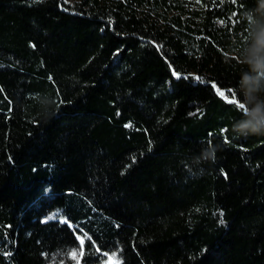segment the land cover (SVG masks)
<instances>
[{
  "label": "trees",
  "instance_id": "16d2710c",
  "mask_svg": "<svg viewBox=\"0 0 264 264\" xmlns=\"http://www.w3.org/2000/svg\"><path fill=\"white\" fill-rule=\"evenodd\" d=\"M261 33L264 0H0V264H264Z\"/></svg>",
  "mask_w": 264,
  "mask_h": 264
},
{
  "label": "clouds",
  "instance_id": "9594fccd",
  "mask_svg": "<svg viewBox=\"0 0 264 264\" xmlns=\"http://www.w3.org/2000/svg\"><path fill=\"white\" fill-rule=\"evenodd\" d=\"M264 48V33H261L260 38L257 40V50ZM251 70L256 72L257 78L264 79V61H257L251 64ZM252 120L245 122L241 125L238 136H253L264 135V104L251 111ZM215 150L213 149L207 155L203 156L204 160H214Z\"/></svg>",
  "mask_w": 264,
  "mask_h": 264
},
{
  "label": "rangeland",
  "instance_id": "374dc122",
  "mask_svg": "<svg viewBox=\"0 0 264 264\" xmlns=\"http://www.w3.org/2000/svg\"><path fill=\"white\" fill-rule=\"evenodd\" d=\"M103 264H120V260L116 256L112 255L109 256Z\"/></svg>",
  "mask_w": 264,
  "mask_h": 264
},
{
  "label": "snow or ice",
  "instance_id": "6c2138e0",
  "mask_svg": "<svg viewBox=\"0 0 264 264\" xmlns=\"http://www.w3.org/2000/svg\"><path fill=\"white\" fill-rule=\"evenodd\" d=\"M175 74V73H174ZM214 87H215V85H214ZM221 95H223V93H221ZM62 223L64 222V221H61ZM221 222H223V221H221ZM81 245H83V241L81 240ZM83 254V252L81 251V253H80V255H82ZM76 257H77V253H73L72 254V258L73 259H76ZM113 259H114V257H113Z\"/></svg>",
  "mask_w": 264,
  "mask_h": 264
},
{
  "label": "water",
  "instance_id": "95a60500",
  "mask_svg": "<svg viewBox=\"0 0 264 264\" xmlns=\"http://www.w3.org/2000/svg\"><path fill=\"white\" fill-rule=\"evenodd\" d=\"M219 97L222 98L221 95H219ZM222 99H224V98H222ZM224 100L227 101L228 103H235L233 100H227L226 98Z\"/></svg>",
  "mask_w": 264,
  "mask_h": 264
}]
</instances>
